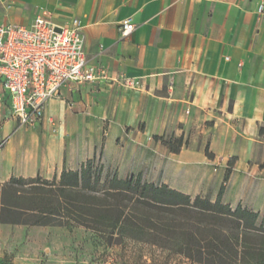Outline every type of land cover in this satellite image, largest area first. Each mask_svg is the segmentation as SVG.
<instances>
[{"label": "crops", "instance_id": "obj_1", "mask_svg": "<svg viewBox=\"0 0 264 264\" xmlns=\"http://www.w3.org/2000/svg\"><path fill=\"white\" fill-rule=\"evenodd\" d=\"M262 3L16 0L4 23L30 26L43 8L58 23L78 18L88 63L112 79L65 85L39 123L15 133L13 121L0 127V183L52 180L97 157L120 177L141 173L192 197L215 201L223 188L224 203L263 218ZM127 18L136 27L123 36ZM120 75L142 87L124 88L113 80ZM157 137L183 139V146L170 151Z\"/></svg>", "mask_w": 264, "mask_h": 264}, {"label": "trees", "instance_id": "obj_2", "mask_svg": "<svg viewBox=\"0 0 264 264\" xmlns=\"http://www.w3.org/2000/svg\"><path fill=\"white\" fill-rule=\"evenodd\" d=\"M157 139L173 152L183 146V139ZM222 194L223 188L212 201L149 182L141 173L123 178L94 157L52 180L12 176L0 183V221L83 226L110 244L142 242L191 264H264V216L224 203Z\"/></svg>", "mask_w": 264, "mask_h": 264}, {"label": "built area", "instance_id": "obj_3", "mask_svg": "<svg viewBox=\"0 0 264 264\" xmlns=\"http://www.w3.org/2000/svg\"><path fill=\"white\" fill-rule=\"evenodd\" d=\"M135 27L130 18L124 19L122 35L129 36ZM84 43L78 18L58 23L46 8L30 26L0 24V99L2 94L8 96L21 126L39 123L63 86L112 79L105 68L88 63ZM113 80L130 90L142 87L139 79L126 75Z\"/></svg>", "mask_w": 264, "mask_h": 264}, {"label": "rangeland", "instance_id": "obj_4", "mask_svg": "<svg viewBox=\"0 0 264 264\" xmlns=\"http://www.w3.org/2000/svg\"><path fill=\"white\" fill-rule=\"evenodd\" d=\"M16 0H0V17ZM4 17L0 23H4ZM9 22V21H7ZM16 121L6 94L0 99V127ZM27 127V126H24ZM100 147H98V153ZM1 208V202H0ZM261 220V217H260ZM191 264L188 259L133 240L110 244L83 226L9 224L0 221V264Z\"/></svg>", "mask_w": 264, "mask_h": 264}]
</instances>
